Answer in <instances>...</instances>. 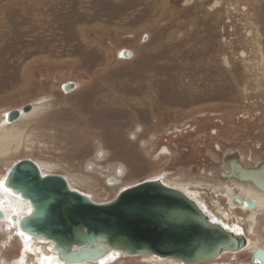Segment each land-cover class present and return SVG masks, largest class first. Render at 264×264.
<instances>
[{"label": "rangeland", "instance_id": "1", "mask_svg": "<svg viewBox=\"0 0 264 264\" xmlns=\"http://www.w3.org/2000/svg\"><path fill=\"white\" fill-rule=\"evenodd\" d=\"M27 105L0 180L30 159L101 204L152 178H199L209 210L229 212L214 193L226 156L264 162V0H0V126ZM230 215L248 233L250 212ZM3 235L0 262L17 264L19 237Z\"/></svg>", "mask_w": 264, "mask_h": 264}, {"label": "water", "instance_id": "2", "mask_svg": "<svg viewBox=\"0 0 264 264\" xmlns=\"http://www.w3.org/2000/svg\"><path fill=\"white\" fill-rule=\"evenodd\" d=\"M123 56L131 54L124 52ZM74 88V83H68L64 91ZM32 110L33 106L27 105L22 111H10L8 120L16 121ZM232 177L252 181L264 191L254 170L233 171L226 178ZM5 185L33 207L21 219L20 228L52 242L73 263L98 260L113 249L128 256L155 255L196 264L247 245L245 236L213 223L196 202L159 180L131 186L113 201L99 204L73 190L64 176L43 175L36 162L24 159L9 170ZM258 256L264 263V251L258 250L254 257Z\"/></svg>", "mask_w": 264, "mask_h": 264}, {"label": "bare ground", "instance_id": "3", "mask_svg": "<svg viewBox=\"0 0 264 264\" xmlns=\"http://www.w3.org/2000/svg\"><path fill=\"white\" fill-rule=\"evenodd\" d=\"M36 106L37 104H35V107ZM35 107L33 108L34 110L36 109ZM20 110L22 111V109ZM9 112L5 114L2 121L3 124L0 126V156L9 154L11 148L14 145L15 150H18V148L20 147L19 139L21 138V136L19 133L13 132V130L11 129L15 127V123L17 121H20L22 118L27 116V114L22 113L20 119L10 122L8 120ZM168 154H170L169 150L167 148H164L161 155L167 156ZM36 163L41 169L43 175H50L53 173L52 166L45 164L43 165L39 162ZM241 169H243V167H241ZM6 176L4 178L2 177V179L0 180V230L4 234L3 236L5 238H8V241H4L1 244H3L4 247L5 245H7V243L11 242L9 240L13 238L14 235L19 237L15 241V243L18 242L17 244L19 246V250L22 251V255L19 257V262H16L17 264H116L121 261V259L133 257H146L157 264H185L181 260L164 258L155 255L128 256L122 252L115 251L113 249H109V251L104 256L100 257L98 260L95 261L86 260L80 263L70 262L66 259L64 253L62 254L55 249V246L52 242H49L46 239H39L34 235L26 233L20 228L21 219L28 216L33 210V207L27 199H24L20 194H16L12 189L6 187ZM152 180H159L165 186L184 193L186 196H188L190 199L197 203V205L205 212L207 217L213 223L220 225L225 230L235 235H243L247 238V245L242 250L238 252H223L222 255L215 260L196 264H202L207 262L214 263L217 262V260L222 259L223 257L229 255L237 256L238 254H242L244 252H249L251 254L253 264H264L262 258H260L259 256L254 257V254L258 250L264 251V246L260 245L262 242L264 243V240H259L261 238H257L258 235L255 231V227L258 222V213L264 211V192L258 190L255 186H252L248 183L240 184L235 182V180L225 181L221 184V186L214 187V193H216L217 198H221L227 201V208L229 212H225L222 209H218L219 215H215L209 210L206 200H204L202 197L203 193H201L200 191L202 187L204 188L202 179L197 178L194 180L195 182L189 184L180 182L170 183L162 178H152L147 181ZM67 181L73 190H77L72 181H70L69 179H67ZM117 184H119L117 182V179H114L113 186H116ZM77 191L81 192L80 190ZM81 193H83V191ZM83 194L89 197L88 194ZM236 209H240L243 212L247 213L250 212L251 215L248 220V233L245 231L240 222H232L233 220L231 218L230 212ZM250 236L254 237L251 238ZM4 263L10 264L6 263L5 261L0 262V264Z\"/></svg>", "mask_w": 264, "mask_h": 264}, {"label": "flooded vegetation", "instance_id": "4", "mask_svg": "<svg viewBox=\"0 0 264 264\" xmlns=\"http://www.w3.org/2000/svg\"><path fill=\"white\" fill-rule=\"evenodd\" d=\"M225 163H226V170L221 171L218 174V177H217L218 183H222V181L224 180L226 181L235 180V182L240 183V184H245V183L251 184L252 186H255L258 190L264 192L263 190L259 189L252 181L245 182L237 177H232L230 179L226 178V177H229L233 171L236 173H241V170L243 169L254 170L260 175L259 181L261 182V184L264 185V162L257 163L256 165L253 166V165L246 163L242 157H239V155L236 154V155H227L225 159ZM241 167H243V169H241ZM226 205H227V201H226Z\"/></svg>", "mask_w": 264, "mask_h": 264}]
</instances>
